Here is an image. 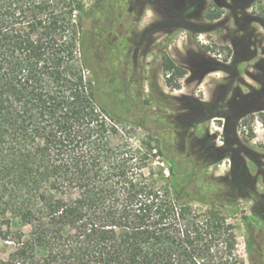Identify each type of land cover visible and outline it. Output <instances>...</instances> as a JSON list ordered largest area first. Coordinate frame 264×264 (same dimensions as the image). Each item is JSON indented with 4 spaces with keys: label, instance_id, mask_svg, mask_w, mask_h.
Masks as SVG:
<instances>
[{
    "label": "trees",
    "instance_id": "1",
    "mask_svg": "<svg viewBox=\"0 0 264 264\" xmlns=\"http://www.w3.org/2000/svg\"><path fill=\"white\" fill-rule=\"evenodd\" d=\"M76 10L74 0H0V264H247L218 209L233 204L235 184L264 204L230 149L234 124L225 126L226 147L206 135L176 156L163 118L137 103L125 69L104 73L118 56L106 24L77 25ZM162 65L166 85L179 90L187 71L167 54ZM127 127L150 133L155 146L133 141ZM153 150L170 164L169 178L146 173ZM226 158L242 165L238 176L214 179L215 191L195 185ZM194 202L212 209L197 212ZM247 253L249 264H264L250 240Z\"/></svg>",
    "mask_w": 264,
    "mask_h": 264
},
{
    "label": "rangeland",
    "instance_id": "2",
    "mask_svg": "<svg viewBox=\"0 0 264 264\" xmlns=\"http://www.w3.org/2000/svg\"><path fill=\"white\" fill-rule=\"evenodd\" d=\"M74 1L81 9L75 11L74 22L79 25L82 18L88 30L105 23L108 41L118 47L116 62L108 64L104 73H124L125 69L129 80L135 82L132 90L137 103L149 115L163 118L161 132L172 142L175 155L189 148L195 138L206 135L213 138L210 144L226 147L222 144L228 142L223 124H234L238 139L230 149L252 167L255 188L264 194V0ZM165 54L187 71L179 81V90L166 85ZM97 57L101 59L102 54ZM83 73L88 80L93 79L87 69ZM196 103H210L218 112L228 113V121L208 118V111L201 115L204 112H198ZM199 113L202 120L195 122ZM126 117L134 119L132 113ZM126 129L133 141L155 146L150 133ZM152 154L155 157L146 173L169 178L170 164L156 150ZM219 162L203 170L204 176L195 181L198 188L215 191L211 187L216 184L214 179L231 182L241 171L242 165L233 171L228 162L217 166ZM230 188L233 204L217 208L235 228L237 256L249 264V240L256 251L264 252V204L250 199L238 184ZM192 205L197 212L212 209L197 202ZM6 255L7 249L0 242V258Z\"/></svg>",
    "mask_w": 264,
    "mask_h": 264
},
{
    "label": "crops",
    "instance_id": "3",
    "mask_svg": "<svg viewBox=\"0 0 264 264\" xmlns=\"http://www.w3.org/2000/svg\"><path fill=\"white\" fill-rule=\"evenodd\" d=\"M221 119H223L224 122L226 121L225 118H221ZM225 126H226V124L224 123L223 124V129H225ZM222 162H228V165L227 166L229 167V169H231L232 163H231L230 159L226 158V159L221 160V162H219V164H217V166H220ZM248 168L250 169L251 174L252 175H255V173H254L252 167H250V165H248Z\"/></svg>",
    "mask_w": 264,
    "mask_h": 264
},
{
    "label": "flooded vegetation",
    "instance_id": "4",
    "mask_svg": "<svg viewBox=\"0 0 264 264\" xmlns=\"http://www.w3.org/2000/svg\"><path fill=\"white\" fill-rule=\"evenodd\" d=\"M222 144L225 145V144H226L225 141H223ZM230 161H231V163H232L231 169L234 171V170H235V165L233 164L232 160H230ZM246 166H247V165H246ZM247 169H248V170H247ZM247 169H246V172H247L248 174H250V175L254 178V180H255V177H254V175L251 174V172H250L248 166H247ZM256 190H257V189H256ZM257 192H258L259 194H261V195L264 197V194H263V193H260L258 190H257ZM262 204H263V203H262Z\"/></svg>",
    "mask_w": 264,
    "mask_h": 264
}]
</instances>
